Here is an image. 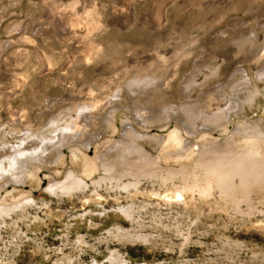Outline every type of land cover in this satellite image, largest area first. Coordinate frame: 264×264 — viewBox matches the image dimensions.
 I'll return each instance as SVG.
<instances>
[{"label": "rangeland", "instance_id": "1", "mask_svg": "<svg viewBox=\"0 0 264 264\" xmlns=\"http://www.w3.org/2000/svg\"><path fill=\"white\" fill-rule=\"evenodd\" d=\"M0 264H264V0H0Z\"/></svg>", "mask_w": 264, "mask_h": 264}, {"label": "bare ground", "instance_id": "2", "mask_svg": "<svg viewBox=\"0 0 264 264\" xmlns=\"http://www.w3.org/2000/svg\"><path fill=\"white\" fill-rule=\"evenodd\" d=\"M257 131V130H256ZM255 133V132H254ZM249 134H251V133H249ZM250 136V135H249ZM250 138H251V136H250ZM245 139V138H244ZM261 139V138H260ZM176 141V140H175ZM174 141V142H175ZM177 141H178V139H177ZM206 152V151H205ZM205 152H203V153H205ZM249 154V153H248ZM258 154V153H257ZM247 157V156H246ZM263 162V161H262ZM256 168V167H255ZM259 169V168H258ZM78 182H80L79 180H78V178H76V177H74L73 179H72V181L69 183V185H68V187H74V186H77V184H78Z\"/></svg>", "mask_w": 264, "mask_h": 264}]
</instances>
